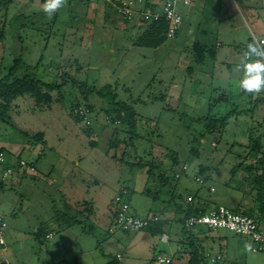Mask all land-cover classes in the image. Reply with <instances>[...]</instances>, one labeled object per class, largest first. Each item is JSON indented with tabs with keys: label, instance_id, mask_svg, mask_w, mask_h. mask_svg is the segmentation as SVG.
<instances>
[{
	"label": "rangeland",
	"instance_id": "374dc122",
	"mask_svg": "<svg viewBox=\"0 0 264 264\" xmlns=\"http://www.w3.org/2000/svg\"><path fill=\"white\" fill-rule=\"evenodd\" d=\"M121 1L67 0L51 19L41 9L45 0H10L0 8V76L21 57L25 75L45 84L67 80L51 93V104L25 95L13 101L10 122L0 121V210L11 264H156L158 254L185 264L190 243L179 239L188 196L207 198L204 210L223 204L252 208L248 213L258 217L264 109L254 104L264 93L242 92L232 68L252 35L264 38V0L181 5L177 37L156 49L134 45L147 25L126 22ZM112 95L136 114L137 137L106 121ZM222 95L229 99L220 103ZM77 105L93 108L89 124L70 113ZM230 113L223 131L205 129L208 116ZM255 127L259 148L249 141ZM21 160L35 173L25 174ZM122 189L137 216L166 220L174 212L169 243L153 234L140 241L138 232L116 225L114 198ZM203 230L200 254L210 255L203 264H264V252L253 253L245 237ZM48 232L55 236L46 239Z\"/></svg>",
	"mask_w": 264,
	"mask_h": 264
},
{
	"label": "trees",
	"instance_id": "16d2710c",
	"mask_svg": "<svg viewBox=\"0 0 264 264\" xmlns=\"http://www.w3.org/2000/svg\"><path fill=\"white\" fill-rule=\"evenodd\" d=\"M10 0H0V8L5 7L9 5ZM1 11V10H0ZM127 22V21H126ZM139 26H144L147 25L146 30L141 34V36L137 39L135 42L136 47H142V48H151V49H156L163 45V43L167 40L166 33L168 29V23L165 20H161L159 22L155 23H148L144 25L140 24H135ZM179 33V32H178ZM178 35V34H177ZM5 39V29L4 26L0 28V44L3 43ZM193 51L196 53L197 60L199 62H204L205 60V49L204 47L200 46L199 44H194L193 46ZM26 66L24 62L22 61L21 57H18L14 60L13 65L10 67V69L4 74L3 76H0V121L4 123H8L11 120L10 117V110L13 104V101L16 100L19 97L25 96V95H30L32 98L35 99L36 103L39 105H49L53 101V97L51 93L53 91H59L62 87H64L67 84L66 78H62V82L58 84H45L41 82L40 80L30 77L29 75H25L26 72ZM191 68L188 69L190 71ZM191 73V72H190ZM103 88L102 90H105ZM109 92V91H108ZM264 93V92H263ZM223 96V97H222ZM218 100V102L222 103L224 99H229L228 96L222 95ZM230 101V100H229ZM110 108L106 110L105 117L106 121H108L109 124L113 125H121V131L124 132L127 131L126 129L128 128L129 130L127 133L132 135L133 137H137V126L135 123L132 122L136 118V114L134 111L131 109V107L128 106V104L121 102V101H116V96L112 95ZM264 109V94L261 96V98H258V100L255 102L254 107H259ZM212 107V106H211ZM84 109L88 112V117L92 114L93 108L91 106H80L77 105L71 110V114L74 115L76 118H78L80 121H83L82 118H80L78 115H75L74 111L76 109ZM230 115L226 116L224 118H213L212 116H208L205 119V129L211 131L216 128V126H219V130L223 131L228 126V121L230 119ZM258 123V127L261 126L262 123ZM118 130L115 129L114 135H118L120 133ZM258 133V130L255 128H251L249 130V135H250V142H253L256 147L259 148L260 146V136H256ZM43 134H39L37 138L42 137ZM117 141V139H116ZM115 143H113L114 145ZM0 153H3L2 150H0ZM260 165H261V175H259L257 184L259 185V190L262 192L264 191V154L261 157L260 160ZM247 170L251 173L252 168L251 167H246ZM151 169L148 171L150 173ZM237 168L232 170V174H236ZM251 183V182H249ZM258 191V197L261 195ZM263 199L260 201L259 208H258V217L255 218L253 215H251L248 212H254V209H246L245 211H241V208L238 207L237 211H234L235 213L241 214V215H246L249 216L253 219H255L260 225L264 222V196H260ZM195 200V198L193 197ZM231 210V209H230ZM205 212L206 210L200 208V207H195L192 206L190 207L187 203V208L185 209L184 212V218L181 219V225H182V231L183 234H185L186 240L190 243V248L191 252L188 253V259L185 264H203L204 260L203 258H208L206 256H202L200 254V250L202 249L200 243H198V238L196 237V234L193 232L197 230H192L188 231L185 227V222L186 219L190 215H196L198 212ZM233 211V210H232ZM166 224L163 222L157 223L155 225H152L145 229L146 231H149L153 235H162V227H164ZM264 225V223H263ZM199 229L200 230H203ZM264 230V229H263ZM209 231V230H207ZM212 232V231H211ZM184 240V241H186ZM184 243V242H183ZM184 245V244H183ZM106 264H118L117 261L112 260L109 261Z\"/></svg>",
	"mask_w": 264,
	"mask_h": 264
},
{
	"label": "built area",
	"instance_id": "2783aa9c",
	"mask_svg": "<svg viewBox=\"0 0 264 264\" xmlns=\"http://www.w3.org/2000/svg\"><path fill=\"white\" fill-rule=\"evenodd\" d=\"M192 2L193 0H122L118 7V13L125 21L140 25L165 20L168 23L166 37L173 40L177 37L183 23L180 6H191ZM74 113L89 124L86 110L80 108L76 109ZM4 156V153H0V163ZM19 167L27 175L35 173V168L24 160L19 161ZM10 173L11 169H7L4 176H8ZM195 180L202 183L199 178ZM210 191L213 192L214 188H211ZM129 196V190L122 189L114 198L113 214L116 225L121 230L139 232L162 222V217L157 214L144 217L135 215L132 212ZM186 202L190 207L194 206L193 197L189 196ZM185 227L188 231L202 228L212 232L226 230L240 237H245L249 241L253 253L264 252V231L260 223L249 216L235 213L224 205H218L205 212L199 211L196 215H190L186 219ZM7 230V222L0 210V264H11L7 258ZM51 237L52 234L47 235L48 239ZM161 242H169L167 234L161 235ZM207 257L210 258V255L208 254ZM156 262L157 264H173V259L159 255ZM212 262L214 261L212 260Z\"/></svg>",
	"mask_w": 264,
	"mask_h": 264
},
{
	"label": "clouds",
	"instance_id": "9594fccd",
	"mask_svg": "<svg viewBox=\"0 0 264 264\" xmlns=\"http://www.w3.org/2000/svg\"><path fill=\"white\" fill-rule=\"evenodd\" d=\"M67 5V0H45L41 9L51 19ZM233 79L244 93L259 95L264 92V39L251 36L243 54L232 68Z\"/></svg>",
	"mask_w": 264,
	"mask_h": 264
},
{
	"label": "crops",
	"instance_id": "0c3cea01",
	"mask_svg": "<svg viewBox=\"0 0 264 264\" xmlns=\"http://www.w3.org/2000/svg\"><path fill=\"white\" fill-rule=\"evenodd\" d=\"M253 36V35H252ZM134 45H135V43H134ZM4 173H5V171H4ZM4 173H3V178L4 179H6V178H8L9 176H4ZM215 192V191H214ZM189 197V196H188ZM206 203L208 204V202H207V198H200V197H195V203H193V205L195 206V207H201V208H205L204 206L206 205ZM187 204V203H186ZM218 205H223V204H217V205H215V206H218ZM215 206H212L211 208H213V207H215ZM225 206V205H224ZM208 209H210V207L208 206ZM207 209V210H208ZM144 216H147V215H144ZM144 216H141V217H144ZM173 220H176V216L174 215V212H170L169 214H168V217L166 218V220L164 219V217H162V222L163 223H167L164 227H162L163 229H162V233L161 234H167V229H168V227H169V222H171V221H173ZM170 228V227H169ZM112 231V230H111ZM194 234H196V237L197 238H200V240L206 235V232L204 231V230H197V231H195V232H193ZM49 234H52V237L51 238H53L54 236H55V233L54 232H48L47 234H46V239H48L47 238V235H49ZM149 234H152V233H150L149 231H146V230H143V231H139L138 232V234H137V237H138V239L141 241V240H144V241H149L150 240V238H149ZM168 235V234H167ZM161 236V235H160ZM169 237V236H168ZM186 235L185 234H183V236H180V239H179V245L180 244H183V242H184V240H186ZM51 238H49V239H51ZM48 239V240H49ZM160 241H161V239H160ZM169 242H170V238H169ZM168 242V243H169ZM140 244V243H139ZM164 244H167V243H164ZM9 251H10V247H9V243H8V241H7V258H8V260H9V262L11 263V262H13V256L12 255H9ZM157 256H159V254L158 255H154L153 256V261L157 264V262H156V258H157ZM161 256V255H160ZM162 256H165V255H162ZM167 257H170V256H167ZM12 258V259H11ZM117 259H119L120 258V256L119 255H117V257H116ZM170 258H172V257H170ZM173 259V264H176L175 263V261H176V259L175 258H172ZM107 263V262H106ZM105 263V264H106ZM62 264H65V263H62ZM75 264H80L79 263V261L77 260L76 262H75Z\"/></svg>",
	"mask_w": 264,
	"mask_h": 264
}]
</instances>
